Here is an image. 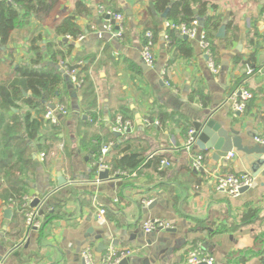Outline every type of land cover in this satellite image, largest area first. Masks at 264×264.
I'll use <instances>...</instances> for the list:
<instances>
[{
  "label": "crops",
  "instance_id": "1",
  "mask_svg": "<svg viewBox=\"0 0 264 264\" xmlns=\"http://www.w3.org/2000/svg\"><path fill=\"white\" fill-rule=\"evenodd\" d=\"M77 1L90 10L76 18L83 36L76 40L57 37L54 26L74 15ZM101 2L124 15L121 40H110L97 12V0H63L47 17L53 19L45 27L52 40L41 42L39 67L58 69L48 46L64 53L67 66L82 61L91 78L90 104L65 78L60 97L52 102L64 103L69 113L56 125L59 139L50 151L35 154L38 170L28 193L47 196L46 206L54 212L39 230L28 231L25 225L16 228L12 223L19 210L10 209L11 216L5 219L4 211L9 208H1L2 264H82L81 253L86 248L97 259L114 249L130 252L129 264H183L187 251L197 243H203L215 264H263L264 167L254 177L252 160L247 159L251 157L233 151L216 161L213 151L187 149L185 144L193 123L208 118L237 131L247 147L257 145L254 137L264 133V0H196L195 19L204 24L212 17L219 28L226 25L223 38L217 37L218 28L211 39L216 73L208 68L197 43L165 28V22L173 21L155 12L153 0ZM203 2L207 9L199 15ZM37 21L31 18L23 29H33ZM147 31L155 36V64L143 70L140 54ZM249 64L255 73L245 82ZM240 86L253 96L243 113L234 112L226 103ZM95 111L100 120L90 124L85 116ZM25 112L22 108L19 114ZM118 114L133 123L127 136L116 137L110 131ZM147 119L157 124L146 126ZM108 143H113L105 158L109 166L125 147L130 148L127 153L144 158L143 167L127 172L136 176L113 177L111 171L108 179L96 184L92 155ZM40 153L45 154L43 162L38 160ZM199 153L204 155L202 172L191 167ZM159 159L169 165L159 170L155 166ZM244 173L251 174L255 183L238 197L230 198L216 189L218 175ZM59 181L64 183L59 185ZM97 206L106 211L103 220L97 219ZM147 220L163 221L169 228L145 234ZM219 228L225 231L218 232ZM98 236H107V250L96 252L103 241L96 240Z\"/></svg>",
  "mask_w": 264,
  "mask_h": 264
},
{
  "label": "trees",
  "instance_id": "2",
  "mask_svg": "<svg viewBox=\"0 0 264 264\" xmlns=\"http://www.w3.org/2000/svg\"><path fill=\"white\" fill-rule=\"evenodd\" d=\"M61 1L63 0H0V45L7 46L13 32L26 26L31 18H47ZM101 1L97 0L99 4H103ZM195 4L196 0H153L155 12L159 15L167 12L166 19L175 23L189 24L195 20L193 10ZM206 7V2L200 3L198 14L204 15ZM89 12L82 2L77 1L74 15L64 18L55 25L54 34L73 40L83 36V29L76 23V18L86 16ZM219 26V22H215L214 18H206L203 29L210 40ZM51 47L48 46L49 57L54 63L57 62V57L65 58L64 53L52 52ZM69 48L72 49L73 46ZM31 50L34 52L35 60L31 61L29 67L13 65L11 74L0 80V209L8 207L10 201L20 204L22 198L28 195L31 180L36 177L38 170L35 154L39 151L48 153L52 144L58 141L60 134L59 126L49 124L44 115L47 105L60 97L59 88L65 85V77L55 67H39L43 55L34 44L31 45ZM190 53L189 50L188 54ZM249 66L251 67L250 64ZM83 69L81 72L84 84L80 90L83 99H87V103L90 104L91 78L86 73V65ZM22 108H25L26 112L19 114ZM92 116L96 117L94 113ZM128 151L129 147L123 148L121 151L123 154L110 162L113 174L131 172L143 167L144 158L132 152L127 153ZM160 162V159L157 160L155 166ZM49 217L50 215L46 220ZM12 223L16 228L25 225L23 214L15 212ZM222 229L219 228L218 232L225 231Z\"/></svg>",
  "mask_w": 264,
  "mask_h": 264
},
{
  "label": "built area",
  "instance_id": "3",
  "mask_svg": "<svg viewBox=\"0 0 264 264\" xmlns=\"http://www.w3.org/2000/svg\"><path fill=\"white\" fill-rule=\"evenodd\" d=\"M98 14L103 18L105 22L106 32L109 34L110 40H121L124 35V20L125 17L123 14L118 13L112 9L107 8L105 5L100 4L97 6ZM166 29L173 30L177 32L181 37H185L187 40L197 43L199 49L205 56L207 60L208 68L216 73L218 67L215 64L214 54H213V45L212 41L207 37L206 31L200 27L199 21L197 19L193 20L189 24L184 22L175 23V22H165ZM264 30V25H263ZM154 35L152 32L147 31L144 35V44L141 49V60L143 65L147 68H153L155 64L154 57ZM84 66V63L78 62L74 66H63V64H58L59 71L63 72V76L68 79L69 83L73 86L74 89L80 90L84 84V79L82 76L81 68ZM246 75L248 81L255 71L250 66L246 67ZM165 71H162V76H165ZM252 94L240 86L237 90L232 92L227 98L226 103L228 102L231 106V109L234 112L243 113L247 107V103L252 99ZM55 106L52 110L47 107V111L44 115V119L49 122L51 125H58L61 117L66 116L69 111L61 103H49ZM95 116L87 115L85 116L89 122H95L100 120V114L98 111H95ZM152 123L157 124V122H151L148 119L145 120V125L150 126ZM133 128V123L131 120L126 119L121 114L115 116L112 125L110 126V131L112 134H119L120 137L127 136L131 133ZM193 128L188 130L186 138V148L191 149L195 146V139H193ZM254 141L259 146H264V133L254 137ZM113 146V143H108L100 147L99 152L92 155L94 160L93 167L96 172V184L101 183L103 180L99 179V174L102 172H111V167L105 163V158L108 154L109 149ZM63 145H59V148L62 149ZM45 159V154L40 153L38 160L43 162ZM167 161H161L159 164V170L163 166H168ZM191 167L196 172L204 171V155L201 153L195 154L191 163ZM134 177L136 176L135 172H117L113 174V177ZM216 189L219 192L225 193L230 198H236L240 195V190L243 188H251L255 183V178L251 174H221L216 177ZM47 196L38 197V196H25L22 198V202L19 204L16 201L9 202V209L19 210L23 214L24 224L28 231L39 230L44 224L47 216L54 212L52 206L47 205ZM35 202H37L35 204ZM150 203V202H149ZM147 203V204H149ZM35 204V205H34ZM96 206V204H93ZM106 215L105 209L97 206V219L103 220ZM169 228V225L163 221L159 220H147L143 223V231L145 234H150L156 230H166ZM130 252H117L114 249H110L105 253L101 258H96L94 252L90 248H86L82 251L81 257L84 261V264H119L123 259H128ZM0 264L2 261L0 260ZM183 264H215L214 257L208 252L204 247L203 243H197L194 247L190 248L183 260ZM264 264V262H263Z\"/></svg>",
  "mask_w": 264,
  "mask_h": 264
},
{
  "label": "water",
  "instance_id": "4",
  "mask_svg": "<svg viewBox=\"0 0 264 264\" xmlns=\"http://www.w3.org/2000/svg\"><path fill=\"white\" fill-rule=\"evenodd\" d=\"M167 12L162 14V19H166ZM200 27H203V22H199ZM225 23L221 25L218 30L217 37L223 38L225 36ZM184 40H187L185 37H181ZM67 38L65 39V41ZM147 67L145 65L142 66V69L145 70ZM63 74L62 71H60ZM68 80V79H67ZM48 108L54 109L55 106L52 104L47 105ZM193 139H195V147L200 152H209L213 151L212 157L214 160L218 161L221 158H226L228 154L233 153H241L245 156L251 157L247 158L248 160H252L251 162V173L254 177H257L261 171L259 169L264 167V146L254 145L252 147H247L243 145V140L239 136V133L233 129H226L218 124L214 120H210L209 118L200 123H193ZM116 137H120L119 134H115ZM109 172L105 171L99 174L100 180L108 179ZM59 185L64 182L59 181ZM249 190L248 188H243L240 190V193L246 192ZM37 202H35L36 204ZM34 204V205H35ZM155 206V203L150 205V209ZM11 216V210L7 209L4 211V218L9 219ZM102 239L103 241L97 245L96 252H101L108 249L107 236H98L96 240ZM106 241V242H105ZM114 245V242H111ZM130 259H123L119 264H129ZM82 264L84 261L82 260Z\"/></svg>",
  "mask_w": 264,
  "mask_h": 264
},
{
  "label": "rangeland",
  "instance_id": "5",
  "mask_svg": "<svg viewBox=\"0 0 264 264\" xmlns=\"http://www.w3.org/2000/svg\"><path fill=\"white\" fill-rule=\"evenodd\" d=\"M53 22V19H38L34 23L33 29L17 28L7 46L0 45V80L9 76L13 65L28 66L32 60H35L31 45L34 44L38 49H43L42 40H52L45 29L47 24ZM52 52H54L52 50ZM58 64L65 66V61L57 57ZM71 64V61H68ZM63 103V102H62ZM64 104V103H63ZM22 114V113H21Z\"/></svg>",
  "mask_w": 264,
  "mask_h": 264
}]
</instances>
